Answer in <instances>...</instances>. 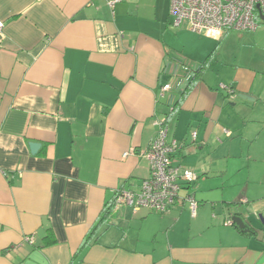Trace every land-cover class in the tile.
Wrapping results in <instances>:
<instances>
[{
	"label": "crops",
	"instance_id": "obj_1",
	"mask_svg": "<svg viewBox=\"0 0 264 264\" xmlns=\"http://www.w3.org/2000/svg\"><path fill=\"white\" fill-rule=\"evenodd\" d=\"M0 22V264H264V26L174 30L170 0H0ZM159 121L196 182L164 214L114 208Z\"/></svg>",
	"mask_w": 264,
	"mask_h": 264
},
{
	"label": "built area",
	"instance_id": "obj_2",
	"mask_svg": "<svg viewBox=\"0 0 264 264\" xmlns=\"http://www.w3.org/2000/svg\"><path fill=\"white\" fill-rule=\"evenodd\" d=\"M170 17L171 29H185L218 41L227 31L254 32L259 26H264V0H170ZM2 28L3 23L0 22V30ZM182 68L189 70L185 66ZM182 80L185 82L188 77L184 76ZM182 80L175 82L176 85L168 83L162 86L161 96L178 87ZM221 88L229 97L234 96L232 89ZM157 127L156 135L143 155L148 164V177L137 192L116 191L114 208L125 206L133 211L147 209L164 214L174 204L182 188L196 182L197 176L192 171L174 163L173 156L180 146L174 140H167L164 121H159ZM195 137L196 133H192L191 138L194 140ZM128 155L125 153L123 156ZM185 199L194 215L197 203L192 196ZM225 224L232 226L233 222L229 220ZM25 242L32 244L33 239L26 237Z\"/></svg>",
	"mask_w": 264,
	"mask_h": 264
},
{
	"label": "trees",
	"instance_id": "obj_3",
	"mask_svg": "<svg viewBox=\"0 0 264 264\" xmlns=\"http://www.w3.org/2000/svg\"><path fill=\"white\" fill-rule=\"evenodd\" d=\"M182 189H184V187ZM120 190H122V189H120ZM117 191H119V190H117ZM111 211H112V207L106 209L102 213V215L99 217V219L96 221V223L91 227V229L89 230V232L87 233V235L84 239V242L82 244V248L88 246L90 244V242L94 239V237H96L101 226L104 225V223L107 221L109 215L111 214Z\"/></svg>",
	"mask_w": 264,
	"mask_h": 264
},
{
	"label": "water",
	"instance_id": "obj_4",
	"mask_svg": "<svg viewBox=\"0 0 264 264\" xmlns=\"http://www.w3.org/2000/svg\"><path fill=\"white\" fill-rule=\"evenodd\" d=\"M239 98H240L241 100H243V101H248V102H253V101H254V99H252L251 97L246 96V95H240ZM38 146H39V145H38V144H35V143H31V144H29V147H30V149H31L32 152H34L36 149H38ZM231 221H232V222L234 223V225H235L236 227H238L240 230L245 231V232H249V229L246 228L247 225L245 224V222H244L241 218H239V217H237V216H233V217L231 218Z\"/></svg>",
	"mask_w": 264,
	"mask_h": 264
},
{
	"label": "bare ground",
	"instance_id": "obj_5",
	"mask_svg": "<svg viewBox=\"0 0 264 264\" xmlns=\"http://www.w3.org/2000/svg\"><path fill=\"white\" fill-rule=\"evenodd\" d=\"M234 224V223H233Z\"/></svg>",
	"mask_w": 264,
	"mask_h": 264
}]
</instances>
